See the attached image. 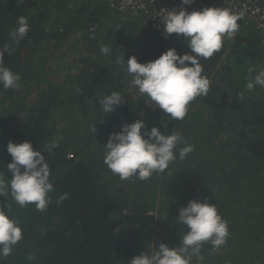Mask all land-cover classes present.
Wrapping results in <instances>:
<instances>
[{
	"label": "trees",
	"instance_id": "trees-1",
	"mask_svg": "<svg viewBox=\"0 0 264 264\" xmlns=\"http://www.w3.org/2000/svg\"><path fill=\"white\" fill-rule=\"evenodd\" d=\"M115 12L106 0H0V47L12 43L9 32L19 16L30 26L12 55L4 54L22 89L0 87V170L11 179L7 143L28 140L45 155L54 185L44 212L0 197L24 233L0 264H129L150 254L152 245L178 247L187 231L175 222L179 209L203 197L216 204L230 236L216 252L205 244L202 259L193 257L192 264H264V88L244 87L250 68L264 70L263 34L238 21L239 30L225 38L220 52L201 60L211 82L208 95L190 103L183 121L170 120L145 102L116 58L147 63L172 48L182 55L190 52L185 40ZM101 45L112 52L102 55ZM112 91L123 103L102 116L99 100ZM138 119L149 130L181 133L195 150L147 181L119 179L103 164V146L111 133ZM57 134L60 146L49 154L45 145ZM65 193L68 198L57 204Z\"/></svg>",
	"mask_w": 264,
	"mask_h": 264
},
{
	"label": "clouds",
	"instance_id": "clouds-1",
	"mask_svg": "<svg viewBox=\"0 0 264 264\" xmlns=\"http://www.w3.org/2000/svg\"><path fill=\"white\" fill-rule=\"evenodd\" d=\"M195 0H180L179 9L161 11L163 35L167 38L175 34L183 37L190 50L178 54L175 48L162 53L159 58L147 63L138 62L135 56L125 61L123 55L116 58V63L124 67L131 77V85L170 118L183 121L189 111V105L198 97L207 96L210 80L203 75L201 60L212 58L220 52L225 38H233L239 30L243 13L237 14L224 7H204L202 10L187 11L183 6L192 5ZM16 27L9 32L11 44L0 47V87L19 91L22 89L21 76L5 66L4 54L11 56L13 44L18 45L27 37L30 26L24 16L16 20ZM95 27H92L94 39ZM102 55H109L112 49L101 45ZM245 90L252 92L256 87L264 88V70L250 68L246 77ZM240 101L245 99L244 91L237 94ZM123 103V96L112 91L99 100V112L103 115L116 111ZM93 134L95 124L90 128ZM62 137L57 134L46 143L49 154L60 146ZM7 153L11 162L6 165L11 179H7L0 170V197L14 201L19 207L34 205L35 210L44 212L52 203L54 185L50 181L52 170L45 155L34 150L30 141L7 143ZM103 164L121 180L135 178L140 181L149 180L153 174L164 173L177 159L184 161L195 150L179 132L164 134L157 127L150 130L143 120L131 124H123L120 131L109 135L103 146ZM68 198V194L60 195L57 204ZM8 201V199H7ZM8 211L5 212L4 208ZM11 205H0V259L7 258L14 248L24 239L23 229L18 219L9 215ZM183 225L187 231L180 238L179 246L170 248L165 243L155 246L150 254L143 252L135 256L129 264H192L193 257L202 259L200 253L205 244L210 245L212 252L226 245L230 236L228 222L219 214L216 204L209 203L207 197L189 200L186 207L179 209L175 221ZM43 231V230H42ZM27 259L35 261L29 254Z\"/></svg>",
	"mask_w": 264,
	"mask_h": 264
},
{
	"label": "built area",
	"instance_id": "built-area-1",
	"mask_svg": "<svg viewBox=\"0 0 264 264\" xmlns=\"http://www.w3.org/2000/svg\"><path fill=\"white\" fill-rule=\"evenodd\" d=\"M112 10L125 19H141L154 30H163L161 11L181 7L180 0H106ZM187 11L202 10L204 7H224L232 12L243 13L245 26L259 31L264 36V0H195L183 6ZM97 24L91 23V28ZM175 34L170 38H175ZM264 39V38H263Z\"/></svg>",
	"mask_w": 264,
	"mask_h": 264
},
{
	"label": "rangeland",
	"instance_id": "rangeland-1",
	"mask_svg": "<svg viewBox=\"0 0 264 264\" xmlns=\"http://www.w3.org/2000/svg\"><path fill=\"white\" fill-rule=\"evenodd\" d=\"M114 15H117L118 17H121V15H119V14L116 13V12L114 13ZM121 18H122V17H121ZM122 19H124V17H123ZM126 20H127V19H126ZM263 45H264V41H262V42L260 41V46H263ZM258 70H259V68L257 69V71H258ZM260 70H262V69H260ZM154 228L156 229V230H155L156 232H157V230H158V231L161 230V229H160L161 227H160L159 224H156ZM151 248H152V249H151V252L155 250V248L153 247V245H152ZM195 264H204V263H195Z\"/></svg>",
	"mask_w": 264,
	"mask_h": 264
}]
</instances>
